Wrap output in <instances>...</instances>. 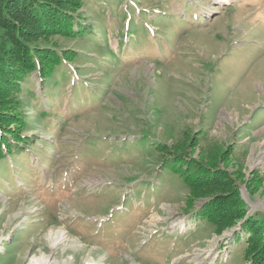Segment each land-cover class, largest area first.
<instances>
[{
  "label": "rangeland",
  "instance_id": "374dc122",
  "mask_svg": "<svg viewBox=\"0 0 264 264\" xmlns=\"http://www.w3.org/2000/svg\"><path fill=\"white\" fill-rule=\"evenodd\" d=\"M77 3L76 36L35 38L47 78L0 93L29 138L0 162V264H251L202 210L264 220V0Z\"/></svg>",
  "mask_w": 264,
  "mask_h": 264
},
{
  "label": "trees",
  "instance_id": "16d2710c",
  "mask_svg": "<svg viewBox=\"0 0 264 264\" xmlns=\"http://www.w3.org/2000/svg\"><path fill=\"white\" fill-rule=\"evenodd\" d=\"M75 2V3H74ZM78 0H0V93L19 95L20 80L34 69L41 71L42 76L47 74L53 66L60 62L57 53L51 54L39 51L35 46L37 40L45 42V37L52 32L63 36H76L73 30L75 23L74 9ZM12 96V95H11ZM2 98V97H1ZM0 115V162L10 158H18L24 153L26 136L20 132L11 133L7 138V127ZM7 122H14L8 119ZM4 122V123H3ZM15 123V122H14ZM20 130H22L20 128ZM21 143L24 144L21 145ZM22 146V148L20 147ZM14 156V157H11ZM185 183L191 187L190 181L184 176ZM209 196V193L203 197ZM210 195H213L210 193ZM244 202L236 196L234 211L231 216L219 215V209L208 206L202 210V217L219 228L233 226L240 221V228L246 243L245 255L251 264H264V220H253L244 216ZM207 212V213H206ZM223 217L218 223V218Z\"/></svg>",
  "mask_w": 264,
  "mask_h": 264
},
{
  "label": "bare ground",
  "instance_id": "6f19581e",
  "mask_svg": "<svg viewBox=\"0 0 264 264\" xmlns=\"http://www.w3.org/2000/svg\"><path fill=\"white\" fill-rule=\"evenodd\" d=\"M63 239H64V236L62 235V233L57 234L56 236L51 235V236L49 237V244H50L51 246H54L56 243L61 242ZM77 248H79V247H77ZM75 252H76V251H75ZM91 261H92V260H91ZM33 263H34V262H33ZM33 263H32V264H33ZM34 264H36V263H34Z\"/></svg>",
  "mask_w": 264,
  "mask_h": 264
}]
</instances>
